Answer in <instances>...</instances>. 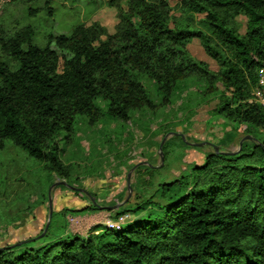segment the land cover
<instances>
[{
    "label": "trees",
    "instance_id": "trees-1",
    "mask_svg": "<svg viewBox=\"0 0 264 264\" xmlns=\"http://www.w3.org/2000/svg\"><path fill=\"white\" fill-rule=\"evenodd\" d=\"M11 1L21 5L24 18L42 11L53 16L52 0ZM121 1H108L118 10L113 34L99 23H78L68 35L49 34L43 47L34 43V26L10 28L0 21V151L9 141L69 184L58 135L70 137L77 116L100 121L97 99L120 121L143 108L155 113L143 76L155 82L160 106L170 103L184 78L204 82L207 94L220 85L211 121L230 128L222 142L232 143L242 129L248 138L230 155L182 142L184 153L198 151L201 163L156 185L153 194L142 192L153 169L138 166L135 189L113 211L118 219L154 205L155 213L83 237L62 220L96 209L92 202L80 210L53 208L44 235L37 238L45 226L0 246V264H264V107L254 98L257 72L264 69V0H180L178 16L169 0H124L125 9ZM239 17L246 20L243 34ZM193 39L218 64L217 72L190 55ZM161 149L165 161L167 144ZM174 184L178 190L167 200L153 201ZM129 203L134 207L124 208Z\"/></svg>",
    "mask_w": 264,
    "mask_h": 264
},
{
    "label": "rangeland",
    "instance_id": "rangeland-1",
    "mask_svg": "<svg viewBox=\"0 0 264 264\" xmlns=\"http://www.w3.org/2000/svg\"><path fill=\"white\" fill-rule=\"evenodd\" d=\"M108 1L52 0L53 16L42 11L36 17L24 18L20 4L10 5L11 0H0V21L10 28L26 24L34 26V43L43 47L49 34L68 35L78 23L86 26L99 23L113 34L118 10L108 6ZM179 1L169 0L175 16H178L176 5ZM120 7L126 8L124 0ZM237 20L243 34L246 20L243 17ZM187 49L193 58L205 62L210 70L218 71V64L205 53L197 39H193ZM0 56L4 57L1 52ZM142 83L157 106L155 113L143 108L133 111L127 121H120L109 117L107 103L97 99L95 104L102 114L100 121L90 124L85 117L77 116L70 137L65 133L58 135L60 159L69 166L68 185L82 189L86 194L74 195L66 186L60 188L56 185L60 180L47 173L41 162L6 142L5 149L0 151V246L25 240L40 232L47 222L49 197L57 211L64 208L80 210L92 201L96 203L93 204L96 209L67 213L62 220L69 232L83 237L93 228H109L116 222L121 224L127 219L155 213L156 208L151 205L144 211L123 216L120 221L121 217L115 219V209L109 208L119 206L127 198L128 186L135 189L133 168L137 164L153 169L151 182L142 190L143 194H153L156 185L172 182L179 173H189L191 163L200 164L203 157L199 152L187 150L184 153L182 142H207L226 152L238 150L240 140L245 137L244 129L232 143L224 144L222 139L230 128L221 120L211 121L222 90L220 85H217L216 93L207 94L204 82L195 77L184 78L176 83L170 103L160 106L155 82L143 76ZM165 143L169 154L161 162L159 148ZM212 149L208 146L206 150ZM178 187L177 184L170 186L165 195H162L165 188H161L153 201L167 200ZM133 207L132 203L124 206L126 209Z\"/></svg>",
    "mask_w": 264,
    "mask_h": 264
},
{
    "label": "water",
    "instance_id": "water-1",
    "mask_svg": "<svg viewBox=\"0 0 264 264\" xmlns=\"http://www.w3.org/2000/svg\"><path fill=\"white\" fill-rule=\"evenodd\" d=\"M248 138V136H245V137H243L241 140H240V142H239V146L241 145V143L244 141V140H246ZM187 144H189V145H193V146H210V147H212L213 148V150H214V152L215 153H221V154H228V155H230V154H234V153H236V152H226V151H220L219 150V148L217 147V146H215V145H213V144H211V143H207V142H205V143H189V142H186ZM162 146H160V148H159V156H160V161L161 162H163V152H162ZM140 165H142V164H137L133 169H136L138 166H140ZM56 185H64V186H66L67 188H69L70 190H72V191H77V192H80V193H84V194H86V192L84 191V190H82V189H77V188H74V187H71V186H69L68 184H66L65 182H63V181H60V182H57L56 183ZM55 185V186H56ZM128 190H129V194H128V196H127V198L120 204V205H123L127 200H128V198L130 197V195H131V192H132V189H131V187L130 186H128ZM89 196V195H88ZM92 203L95 205L96 203L94 202V201H92ZM119 205V206H120ZM118 205L117 206H114V207H110L109 209H116V208H118L119 207ZM52 212H53V206H52V199L49 197L48 198V215H47V222H46V224H45V227H44V231H43V233L40 235V236H38L37 238H39V237H41L42 235H44V233L46 232V230H47V228H48V226H49V222H50V219H51V216H52Z\"/></svg>",
    "mask_w": 264,
    "mask_h": 264
},
{
    "label": "built area",
    "instance_id": "built-area-1",
    "mask_svg": "<svg viewBox=\"0 0 264 264\" xmlns=\"http://www.w3.org/2000/svg\"><path fill=\"white\" fill-rule=\"evenodd\" d=\"M258 77V87L254 91V98L255 101L261 104L264 107V69H260L257 72ZM123 217L120 218V221H122ZM120 223L116 222L114 224H110L109 228L111 229H118Z\"/></svg>",
    "mask_w": 264,
    "mask_h": 264
}]
</instances>
